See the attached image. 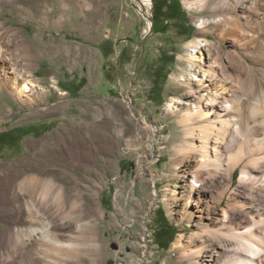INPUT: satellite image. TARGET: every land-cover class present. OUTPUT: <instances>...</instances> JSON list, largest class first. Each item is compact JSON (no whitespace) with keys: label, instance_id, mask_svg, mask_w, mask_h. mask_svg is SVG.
I'll return each mask as SVG.
<instances>
[{"label":"rangeland","instance_id":"1","mask_svg":"<svg viewBox=\"0 0 264 264\" xmlns=\"http://www.w3.org/2000/svg\"><path fill=\"white\" fill-rule=\"evenodd\" d=\"M39 1L0 0V49L45 88L33 93L40 99L33 104L0 91V172L32 162L45 145L53 147V164L74 154L69 168L79 170L74 179L84 178L87 187V243L69 256L57 253L42 240L43 225L22 219L1 199L0 264H188L182 246L203 238L208 223L218 226L211 221L222 218V207L231 218L242 215L229 206L241 169L230 179L203 175L195 182L175 157L183 133L170 108H181L174 96L185 99L197 89L181 74H200L216 59V73L226 74L232 95L243 99L242 112L228 116L241 126L261 119L251 111L264 96V0L242 1L223 15L227 22L180 0L185 14L148 33L134 0ZM161 13L152 0L153 23ZM191 50L195 63L187 59ZM197 161L195 154L192 166ZM41 217L55 234L82 233L76 218L70 232L56 229L62 216ZM12 223L38 230L8 248ZM214 250L212 244L206 254Z\"/></svg>","mask_w":264,"mask_h":264},{"label":"bare ground","instance_id":"2","mask_svg":"<svg viewBox=\"0 0 264 264\" xmlns=\"http://www.w3.org/2000/svg\"><path fill=\"white\" fill-rule=\"evenodd\" d=\"M134 1L147 18L145 32L148 33L152 27V0ZM242 1L244 0H185L190 7L210 8L216 12L219 16L216 17V22H227L228 18H223V15H229L228 13L234 11ZM230 24L233 29L235 22H229L228 25ZM194 52L191 50L187 56L191 63L197 61ZM3 53L0 49V63L3 60L0 64V91L7 88L21 102L33 104L39 101L33 93L37 89L43 91L45 88L38 87L33 79L17 67L15 61L10 62ZM217 65L215 59L207 68L202 69L200 74L190 70L181 74L185 83L189 86L197 84V89L190 88L191 94L187 93L185 99L183 94L174 96V101L181 105V108H170L183 133L175 157L183 163L184 172L192 173L195 182H200L203 175L212 181H218L221 177L230 179L233 172L240 167L238 188L229 206L240 210L242 215L231 218L228 208L222 207V218L211 221L215 222V225L219 223L218 226L208 223L200 232L203 238L190 246L181 245L182 258L188 264H264V170H261L264 164V137L260 136L264 130V96L257 98L251 111L254 119H261L252 125H239L234 117L228 115L231 111L239 114L242 112L240 102L243 99L239 95H232L233 90L228 84L226 74L216 73ZM179 88L185 87L179 85ZM232 96L237 103H233ZM51 147L45 145L35 152L30 163L0 172V176H3L0 177V200L3 199L7 203L8 209L22 213V219H30L32 224L37 222L43 225L40 229L42 240L48 245L53 244L57 253L69 256L81 250L82 245L86 247L85 219L89 215L85 201L87 187L82 183L84 178L81 182L74 179V174L80 173L79 170L69 168L71 156L68 155L74 154L68 152L61 158V162L66 164H53V156L49 153L53 148ZM195 154L198 161L192 166ZM229 188L230 183H226L222 196ZM194 189L196 188H192ZM221 201L220 198L217 205H221ZM42 215L62 216L63 222L61 221L62 224L56 229H67L70 232L73 231L72 226L76 218L82 233L55 234L49 228L50 221L45 222ZM37 230L38 227L31 224H8V248L15 247L19 235H31ZM212 244H215V250L206 254ZM31 262L34 264L36 261ZM89 262L93 261H78L75 264Z\"/></svg>","mask_w":264,"mask_h":264},{"label":"trees","instance_id":"3","mask_svg":"<svg viewBox=\"0 0 264 264\" xmlns=\"http://www.w3.org/2000/svg\"><path fill=\"white\" fill-rule=\"evenodd\" d=\"M155 10L162 12L154 18L153 29L155 32L162 31V26L169 19H179L185 14L184 8L180 0H154ZM165 8V11L163 9ZM160 242L159 240L157 241ZM165 247V245H163Z\"/></svg>","mask_w":264,"mask_h":264},{"label":"water","instance_id":"4","mask_svg":"<svg viewBox=\"0 0 264 264\" xmlns=\"http://www.w3.org/2000/svg\"><path fill=\"white\" fill-rule=\"evenodd\" d=\"M152 30H153V21H152V27H151L150 31H152Z\"/></svg>","mask_w":264,"mask_h":264},{"label":"flooded vegetation","instance_id":"5","mask_svg":"<svg viewBox=\"0 0 264 264\" xmlns=\"http://www.w3.org/2000/svg\"><path fill=\"white\" fill-rule=\"evenodd\" d=\"M0 142H4V138L0 140Z\"/></svg>","mask_w":264,"mask_h":264}]
</instances>
